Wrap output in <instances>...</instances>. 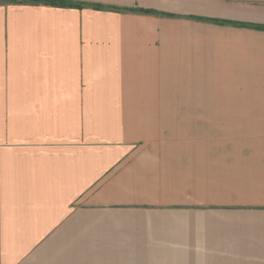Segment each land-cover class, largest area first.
<instances>
[{"label": "crops", "instance_id": "0c3cea01", "mask_svg": "<svg viewBox=\"0 0 264 264\" xmlns=\"http://www.w3.org/2000/svg\"><path fill=\"white\" fill-rule=\"evenodd\" d=\"M64 1L0 0V264H264V0Z\"/></svg>", "mask_w": 264, "mask_h": 264}, {"label": "trees", "instance_id": "16d2710c", "mask_svg": "<svg viewBox=\"0 0 264 264\" xmlns=\"http://www.w3.org/2000/svg\"><path fill=\"white\" fill-rule=\"evenodd\" d=\"M39 2H44L46 4H51V5H59V6H83L82 3H72V2H68V1H64V0H36ZM95 8H105L102 5H98V4H94L93 5ZM112 8L113 7H109ZM217 23H224L226 21L223 20H214ZM228 23H232L235 25H240V26H251V27H255V28H264V25L261 24H247V23H234V22H228Z\"/></svg>", "mask_w": 264, "mask_h": 264}]
</instances>
